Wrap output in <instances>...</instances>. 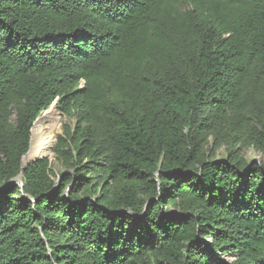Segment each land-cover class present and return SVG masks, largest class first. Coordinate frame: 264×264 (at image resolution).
<instances>
[{
  "label": "trees",
  "instance_id": "1",
  "mask_svg": "<svg viewBox=\"0 0 264 264\" xmlns=\"http://www.w3.org/2000/svg\"><path fill=\"white\" fill-rule=\"evenodd\" d=\"M0 264H264V0H0Z\"/></svg>",
  "mask_w": 264,
  "mask_h": 264
},
{
  "label": "bare ground",
  "instance_id": "2",
  "mask_svg": "<svg viewBox=\"0 0 264 264\" xmlns=\"http://www.w3.org/2000/svg\"><path fill=\"white\" fill-rule=\"evenodd\" d=\"M56 108L51 109L42 118H40L34 125L32 129L33 137L31 139V144L29 151L23 157V164H27L35 158L42 156L52 157L50 154L51 148L54 144L55 129L53 125L44 126L45 121H50L55 116ZM45 124V123H44Z\"/></svg>",
  "mask_w": 264,
  "mask_h": 264
},
{
  "label": "rangeland",
  "instance_id": "3",
  "mask_svg": "<svg viewBox=\"0 0 264 264\" xmlns=\"http://www.w3.org/2000/svg\"><path fill=\"white\" fill-rule=\"evenodd\" d=\"M55 111V110H54ZM55 116L52 120L50 121H45L43 123L44 126H50V125H53L54 129L56 130L55 131V137H54V144H53V148H54V145H55V141H56V138L58 135L61 134V128H62V125L64 124L65 122V118L57 111H55ZM42 118V115H40L39 119ZM38 119V120H39ZM32 137H33V133H32ZM210 146H213V144L211 143ZM30 148V147H29ZM53 148H51L53 150ZM29 151V149H28ZM224 152V146H221L217 149V156L218 157H223L224 154L222 153ZM243 153V156L247 159V160H256V162H261V155L257 152H255L253 149L251 148H246L242 151ZM53 154V152H52ZM53 157H54V154H53ZM207 242H209V240H206ZM223 260L227 261V262H230L231 259L229 257H223Z\"/></svg>",
  "mask_w": 264,
  "mask_h": 264
},
{
  "label": "water",
  "instance_id": "4",
  "mask_svg": "<svg viewBox=\"0 0 264 264\" xmlns=\"http://www.w3.org/2000/svg\"><path fill=\"white\" fill-rule=\"evenodd\" d=\"M53 108H56V109H57V100H55V101L53 102V104L50 106V108H49L48 110L44 111V112L41 114L42 117H43L46 113H48V111H50V110L53 109ZM39 117H40V116H39ZM39 117H38V118L35 120V122L33 123L32 129H33L35 123L38 121ZM32 129H31V138H30V141H29V147H30L31 139H32ZM55 142H56V141H55ZM27 152H28V151H27ZM26 154H27V153H26ZM26 154H25V155H26ZM25 155H24V156H25ZM24 156H23V157H24ZM23 157H22V159H21V165H22L23 170H24L28 165H30V164H32V163L38 161V160L48 159L50 163H52V162L54 161V157H53V154H52V157L42 156V157L36 158V159H34V160L30 161L29 163H27V164L24 165L23 162H22ZM255 161H256V160H254V162H255ZM9 183H10L11 185H17V186H19L20 188H22V186H23V184H22V175L20 174L19 176H17L15 179H13V180H12L11 182H9Z\"/></svg>",
  "mask_w": 264,
  "mask_h": 264
}]
</instances>
